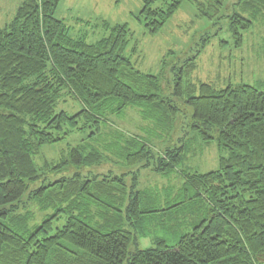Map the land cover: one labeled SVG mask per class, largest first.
Segmentation results:
<instances>
[{
    "label": "trees",
    "instance_id": "obj_1",
    "mask_svg": "<svg viewBox=\"0 0 264 264\" xmlns=\"http://www.w3.org/2000/svg\"><path fill=\"white\" fill-rule=\"evenodd\" d=\"M183 1L142 0L148 32L157 33ZM208 1L217 9L223 0ZM59 2L23 0L14 18L0 28V264H260L264 91L249 84L218 89L208 82L185 88L183 78L178 80L176 92L187 94L193 109L192 127L206 139L213 136L202 128L217 132L227 155L216 170L181 173L185 199L152 209L147 191L137 186L140 169L153 167L158 173L175 168L185 145L168 148L159 163H152L156 153L147 141L120 129L105 131L104 124L137 108L144 118L171 126L179 105L162 92L157 75L137 69L124 55L126 25L88 43L71 36L56 16ZM242 4L253 16L264 12V0ZM241 20L243 29L254 22ZM234 33L239 47L243 33L238 27ZM71 100L80 105L77 111L58 110L61 102ZM86 128L93 129V147L76 146L74 161L111 159L118 162V174L75 172L51 179L47 174L69 161L38 165L35 158L44 146ZM133 165L137 170L128 185L127 167ZM43 212L48 215L38 221ZM158 212L167 215L163 228L178 236L150 235L149 216ZM62 214L65 223L55 228L54 220ZM140 239L151 244L141 247Z\"/></svg>",
    "mask_w": 264,
    "mask_h": 264
},
{
    "label": "rangeland",
    "instance_id": "obj_2",
    "mask_svg": "<svg viewBox=\"0 0 264 264\" xmlns=\"http://www.w3.org/2000/svg\"><path fill=\"white\" fill-rule=\"evenodd\" d=\"M22 2L0 0V28L14 18ZM211 5L208 0H184L180 10L155 34L148 32L141 15L142 0H60L56 10V16L68 25L70 35L84 38L88 43L107 37L116 25H126L129 33L124 55L129 56L137 69L157 75L162 92L171 95V99L179 105L178 118L171 124V130L167 124L159 125L149 116L148 119L144 118L137 108H129L121 118L114 117L110 123L104 124L105 131L120 129L147 141L156 153V158L151 159L152 163L154 160L159 163L158 157L164 155L168 148L185 145L183 151H178L182 159L175 168L158 173L152 170V166L140 169L137 186L147 191L152 209H165L185 199L181 173L216 170L220 158L227 155V151L218 143L217 132L202 128L213 136L206 139L202 131L192 127L193 109L186 103L187 94L176 92L178 80L183 78L185 88L208 82L218 89L226 88L229 84H249L264 91V12L253 16L244 9L242 0H223L222 6L217 9ZM205 11L207 13H203ZM241 17L254 19L252 26L243 29ZM234 27L243 33V42L239 47H236ZM192 62L195 67L188 69ZM79 108L80 105L73 100L71 103L61 102L58 106V110L65 109L70 113ZM91 131V128L74 131L53 145L44 146L35 162L41 165L44 160L54 163L64 159L69 161L48 173L51 179L70 176L75 172L84 175L108 174L111 170L112 174H118V162L111 159L92 164L74 161L72 152L76 146L82 144L86 151L93 147ZM127 170L131 175L127 182L131 185L132 171L137 168L133 165L128 166ZM165 213L149 216L150 235L153 238L178 236L177 231L163 228L161 220H166ZM46 215L47 212H43L38 221ZM65 217L62 214L58 220H54V227L63 225ZM150 244L149 239L139 240L141 247ZM134 250L132 243L130 251ZM258 261L264 264V254L258 257Z\"/></svg>",
    "mask_w": 264,
    "mask_h": 264
}]
</instances>
